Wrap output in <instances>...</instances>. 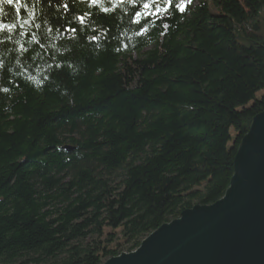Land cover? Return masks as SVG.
<instances>
[{
	"label": "trees",
	"instance_id": "obj_1",
	"mask_svg": "<svg viewBox=\"0 0 264 264\" xmlns=\"http://www.w3.org/2000/svg\"><path fill=\"white\" fill-rule=\"evenodd\" d=\"M145 2L0 0V264H102L105 228L132 252L229 188L264 111V0H173L166 29Z\"/></svg>",
	"mask_w": 264,
	"mask_h": 264
},
{
	"label": "water",
	"instance_id": "obj_2",
	"mask_svg": "<svg viewBox=\"0 0 264 264\" xmlns=\"http://www.w3.org/2000/svg\"><path fill=\"white\" fill-rule=\"evenodd\" d=\"M103 264H264V111L240 142L222 199L182 211L135 252Z\"/></svg>",
	"mask_w": 264,
	"mask_h": 264
},
{
	"label": "rangeland",
	"instance_id": "obj_3",
	"mask_svg": "<svg viewBox=\"0 0 264 264\" xmlns=\"http://www.w3.org/2000/svg\"><path fill=\"white\" fill-rule=\"evenodd\" d=\"M199 1L200 0H195V1H192V2L184 3V10L186 8L193 7V6L197 5L199 3ZM154 3H156V0H154ZM159 7L161 9L160 11H156V7H154V6L150 7L147 10L148 14H145V16H149L152 21H158V22L162 23L163 28L166 29L167 28V24H163V22L165 20L169 19L172 16V11L170 9V5H168V0H159ZM179 12H183V11L179 10ZM263 95H264V92H261V93L257 94V97L260 98ZM231 135H232L233 139L236 136V134L234 133L233 130H231ZM231 146H232V143H230L228 145L229 148ZM109 180L111 181L112 186L116 187L119 184V182H120V177L118 176V174H114V175H111L109 177ZM194 191L202 192L203 191V187H201L199 189H195ZM193 204H197V200L193 201ZM179 217H180V215L177 216V217H170V222L178 219ZM122 232H123V228H119V229H117L115 231L111 230L110 228H105L104 231H103V236H102V238H100V241L103 242V245L107 247V250H115L118 253H120V255L121 254H129V253L135 252L139 247L136 250H134L132 252H129V250H130V248H131V246L133 244H132V242H128L123 237V233ZM109 235L110 236L113 235L115 237L113 243H111V244H107L106 243L107 237ZM146 238L144 237L141 240V242L144 239H146ZM94 240H97V238L94 237ZM89 242H90V239H87L86 243H89ZM109 259L110 258H103L102 259V264L105 263Z\"/></svg>",
	"mask_w": 264,
	"mask_h": 264
},
{
	"label": "snow or ice",
	"instance_id": "obj_4",
	"mask_svg": "<svg viewBox=\"0 0 264 264\" xmlns=\"http://www.w3.org/2000/svg\"><path fill=\"white\" fill-rule=\"evenodd\" d=\"M4 2L5 3H7V4H12L13 2H14V0H4ZM94 2H95V0H94ZM188 2H190V0H188ZM173 4V0H168V5H172ZM156 7V11H160L161 9H160V7H159V0H156V3H154V4H150L149 2H147V0H146V2L143 4V8L146 10L145 11V14H148L147 13V10L150 8V7ZM175 7L178 9V10H180V11H184V2H183V0H182V2L181 3H178V4H175ZM17 11H19V9H17ZM136 15H137V17H140L141 16V13L140 12H137L136 13ZM25 23H27V21H25ZM5 27H7V28H11L12 26L11 25H2V24H0V29H3V28H5Z\"/></svg>",
	"mask_w": 264,
	"mask_h": 264
}]
</instances>
